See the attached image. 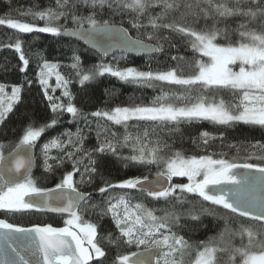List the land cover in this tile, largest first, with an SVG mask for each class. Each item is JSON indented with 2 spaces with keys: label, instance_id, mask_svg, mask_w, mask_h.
Segmentation results:
<instances>
[{
  "label": "snow or ice",
  "instance_id": "snow-or-ice-1",
  "mask_svg": "<svg viewBox=\"0 0 264 264\" xmlns=\"http://www.w3.org/2000/svg\"><path fill=\"white\" fill-rule=\"evenodd\" d=\"M81 5L91 9L88 15L78 12ZM105 8L109 10L107 17L103 15ZM156 8L161 11L152 15L151 10ZM171 13L179 15L168 20ZM25 15L38 17L46 21L45 25L37 27L7 16L0 18V26L25 34L39 32L56 37L75 36L93 48H100L101 62L87 69L78 54L71 57L72 63L68 67L74 71L81 86L108 74L123 82L148 87H153L154 81L166 82L182 86L184 91L173 92L171 97L169 92H164L155 97L150 106H117L111 111L84 113L73 103L75 97L69 87L73 82L71 77L62 75L57 71L60 67L58 64L50 63L37 53V80L54 116L50 122L39 127L29 124L22 129V138L9 153L13 158L11 167L5 168L4 161L8 157L3 152L5 145L0 143V210L13 214L24 210L62 216L66 214L67 219L63 227L51 224L23 227L7 219H0V264H131L128 255L118 253L114 259H110L101 242L103 239L116 248L126 245L143 247L145 252L160 250L153 260H140L139 264H264V193L257 192L258 188L264 189V154L245 157V161L253 158L260 161L253 164L222 157L214 159L213 155L216 154L188 157L180 151L166 154L165 149L170 146L158 135L155 141L145 142L150 134L148 127H151L153 134L157 127L161 130L167 128L171 133L179 131L181 122L194 119L209 120L229 127L242 122L264 128V0H56L54 9L50 7L47 11L37 13L29 10ZM115 15L122 17L119 26L112 19ZM124 16L129 17L127 22L138 33L141 29L145 31V39L130 35L128 29L122 26ZM189 16H203L205 19L212 17L214 22H219L217 18H244L235 30L241 42L238 46H233L231 41L223 45L217 43L222 34L227 41V29H218L214 23L211 28L197 30L188 22ZM145 17L147 24L144 23ZM62 18L70 19L76 27L68 29L54 23ZM162 29L184 38L193 57L190 60L180 56L171 57L172 60L183 61V64L167 71H140L135 67L121 69L117 66L118 58L115 54L113 61L116 63L104 61L103 58L109 56L114 46L119 47L120 58L130 52H163L170 37L161 35ZM102 35L116 39L118 43L98 46L97 38ZM145 40L156 43H146ZM7 46L18 53L22 61L20 71L25 72L30 59L21 40L16 38L14 44ZM53 76L55 87L50 84ZM26 83L31 85L30 80ZM7 87L0 83V125L4 124L8 114L21 102L25 85H11L10 93L6 91ZM56 89L61 90V96L54 95ZM207 89L230 90L233 95L238 93L239 103L226 104L224 100L217 103L214 98L210 100L205 95ZM172 98L182 101V106L171 102ZM166 100L170 102L163 103ZM65 112L71 116L70 123H78L82 118L89 131L93 130L90 118H96L97 146L93 149L84 147L87 137L80 128H77L75 134L65 132L64 135L68 137L66 142L59 138L45 142L41 151L46 172L53 170V165L49 164L50 159L57 161L56 166L69 162L72 168L61 176L54 188L37 186L31 175V150L46 130L57 125L58 117ZM104 120L125 128L122 146L128 147L129 141H132L134 154L121 158L141 166H155V183L149 181L147 176H132L117 183L100 176L98 156L108 153L115 155L118 152L117 145L109 138H115L116 133L110 132L102 123ZM130 121L136 124L130 125ZM140 122L151 123L142 126ZM129 127H143L144 130L133 136L127 132ZM201 137L204 144L208 143L209 138H216L207 131L202 132ZM220 139L223 140L222 135ZM150 144L153 146L150 147ZM53 147L63 155L51 157L49 152ZM257 147L264 149V143ZM25 148L30 153L27 157L19 155ZM237 169L248 170L249 175L238 176L235 172ZM21 170L28 171V175L18 179ZM77 173L78 181L74 179ZM98 176L101 184L95 191L101 197L100 204L92 203L93 194L81 191L79 187L93 184ZM174 177H186L188 182L172 183ZM220 185H236L237 190H222L218 187ZM113 189L136 190L153 200L164 201L166 207L160 210L163 215H157L155 207L150 208L144 203H135L130 207L131 194L115 195L111 191ZM185 194H193L202 198V202H210L240 217L260 222V227L257 229L241 225L235 232L226 227L218 237L199 244L190 243L174 229L179 227L182 217L199 220L209 210L202 202L189 199ZM85 205L91 209L99 208L101 217L109 216L115 232L97 239L99 223L85 220L81 211ZM224 219L227 222V217ZM233 236L240 237L239 246L232 242ZM142 254L134 252L132 256Z\"/></svg>",
  "mask_w": 264,
  "mask_h": 264
},
{
  "label": "trees",
  "instance_id": "trees-1",
  "mask_svg": "<svg viewBox=\"0 0 264 264\" xmlns=\"http://www.w3.org/2000/svg\"><path fill=\"white\" fill-rule=\"evenodd\" d=\"M56 7V0H0V18L10 16L20 22L32 23L37 27L45 25L44 20H40L38 17L33 18L32 15H25L31 10L32 13L41 11H47L49 8ZM78 12L88 15L91 11L90 8L85 6H79ZM161 9L156 8L151 10L152 15H156ZM103 15L107 17L109 10L104 9ZM179 13H171L168 20L172 19V16H178ZM112 19L120 25L122 17L115 15ZM128 16H124L123 27L127 28L130 34L134 38L145 39V31L143 29L138 31L131 27L127 22ZM244 19L242 17H229L227 19L217 18L219 22H214L212 17L205 19L203 16L193 18L188 17V22L192 24L197 30L205 27L211 28L215 23V27L221 30L227 29V41L224 35L218 37L217 43L225 44L231 41L233 46H238L241 42V37L238 31L239 22ZM147 17L144 18V23L147 24ZM57 25H64L68 29L76 27L71 20L60 19L54 22ZM250 27H253L250 25ZM151 31V29H148ZM161 35L169 36L170 40L165 43L164 51L159 52L156 55L150 57L135 58L125 55L123 58L121 54H116L118 58L117 66L121 69L125 67H135L140 71H167L175 69L178 65H182L183 61L172 60L173 56H180L186 59L193 57V52L188 48L184 42V38L176 33H171L168 30H161ZM19 38L22 42V47L28 54L30 64L25 72L20 71L22 61L19 60L18 53L15 52L14 48L8 47V44H14L15 39ZM147 43H156V41H147ZM174 45V46H169ZM43 56L50 63H56L60 67L57 69L62 75L69 76L73 82L69 85L75 99L73 103L82 110L84 113H90L95 110L111 111L117 106H137L144 105L150 106L151 101L169 92V96H172L173 92L183 93L184 88L178 85H170L166 82L154 81L153 87L143 86L138 83L123 82L116 77H112L108 74L103 77H97L94 81L86 83L84 86L79 85L78 77L75 76L74 71L68 67L71 63V57L73 54H78L82 58V64L87 69L93 65L101 62V56L94 52L86 49L83 45L65 37H56L46 33H19L18 30L9 29L6 26H0V83H4L9 86L11 85L24 84V90L22 92V99L19 104L14 107L12 113L8 114L7 119L3 125H0V143L5 145L3 149L4 155L10 153L15 144L19 143L22 138V129L32 124L35 127H39L44 123H48L53 118L54 114L51 112L48 101L43 95L41 86L37 80L36 63L39 59L37 55ZM198 55V54H197ZM105 62L116 63L112 57L103 58ZM205 59V58H204ZM206 60V59H205ZM30 80L31 85L28 86L26 81ZM50 84L55 87V76L50 80ZM199 87V86H196ZM195 94V93H194ZM205 95L210 100L214 98L215 102L224 100L228 103H239V94L233 95L230 90H216L207 89ZM67 98H65V101ZM166 100L163 103H168ZM171 102L176 103L178 106H182V101H177L172 98ZM208 102V101H206ZM92 120L93 130L89 131L85 127V122L81 118L78 123H70L71 116L68 113H63L58 117V123L56 126L46 130L44 134L36 143V158L37 168L33 174V179L36 181L37 186L45 188H54L55 185L60 181L61 176L70 171L72 166L71 163L65 162L62 166H56L57 161L54 159L49 160V164L53 165L51 172H46L44 169V159L42 155V145L51 139L59 138L61 141L66 142L68 137L64 135L65 132H71L75 134L77 128L83 130V135L87 137L84 141V147L93 149L97 146V139L95 133V121L96 118H90ZM106 125L110 132L116 133V137L110 139L117 145L118 152L113 155L111 153L101 154L98 156V167L100 176L111 180L113 183L120 182L132 176H147L148 179L156 177L157 168L155 166H141L132 161L122 159L121 157H128L133 155L131 148L132 141H129V146L124 147L123 135L125 134V128L121 125H115L110 121H102ZM146 123L151 122H140L143 126ZM130 125L136 124L135 121H130ZM171 127V125H169ZM144 130L137 129L136 127H129L127 132L135 136L138 132ZM149 136L148 140L155 141L157 135L162 138L170 147L165 149L166 154H171L174 151L182 152L185 157L191 155H203V154H216L213 158H226L230 161L236 162H250L253 164L260 163L259 160L253 158L245 161V157L250 154L256 156L264 154V149L257 147L258 144L264 143V128L260 126L246 125L241 122H236L234 126H223L214 124L209 120L194 119L191 122H181L179 124V131L168 132L167 128L161 130L157 127L155 134H153L151 127H148ZM209 132L215 139L209 138L208 143H203L201 137L202 132ZM221 135L223 140L220 139ZM153 146L152 144L149 145ZM71 148V145H69ZM51 157H58L63 155L57 148H51L49 152ZM100 176L95 179V182L91 185L83 184L79 185L81 191L91 192L93 194L92 203H101L100 195L95 191L96 187L101 184ZM75 180H79V173L74 177ZM185 178L175 177L173 183H187ZM115 195H121L130 193V207L135 203H144L148 207H155L157 209V215H163V211L166 207L164 201H156L151 197H147L146 194L137 193L135 190H122L113 189L111 190ZM189 199L202 202L201 199L194 196L193 194H185ZM203 206L208 208L209 212L204 213L200 216L199 220H191L189 218H181L179 227L174 229L179 235H183L190 243L199 244L200 242H206L210 238L218 237L224 229L230 228L233 232L238 231L241 225L245 227L259 228L260 223L255 221L247 220L238 217L228 211L219 208L215 205L202 202ZM87 209V210H85ZM82 213L85 220L89 222L99 223L97 239L101 237H107L110 233L115 232V226L112 223L109 216L100 215V209H91L87 205L82 207ZM224 217H227V222ZM0 219H7L9 222L17 224L23 227H32L35 225L51 224L56 227H63L64 220L67 217L58 214L46 213L36 210H24L17 213H9L6 210H0ZM232 242L239 246L241 241L239 236L231 237ZM245 237V242H246ZM107 249V255L110 259H114L119 253L122 255L132 256L134 252L144 251L143 247L137 248L135 246L121 245L119 248L108 245L107 240L101 241ZM178 257L179 254L177 253ZM187 260L188 257H185Z\"/></svg>",
  "mask_w": 264,
  "mask_h": 264
},
{
  "label": "water",
  "instance_id": "water-1",
  "mask_svg": "<svg viewBox=\"0 0 264 264\" xmlns=\"http://www.w3.org/2000/svg\"><path fill=\"white\" fill-rule=\"evenodd\" d=\"M119 26V25H118ZM130 33V32H129ZM131 35V34H130ZM61 37H65V38H68L70 40H73L75 42H78L80 43L81 45H83L86 49L94 52L95 54L100 55V48L97 47V48H93L91 44L89 43H86L84 40L80 39L79 37H75V36H61ZM97 45L98 46H107L109 44H113V45H116L118 43V41L116 39H109L107 36H99L97 38V41H96ZM147 43V42H146ZM113 54H121V51L119 49V47H116L114 46L111 51H110V54L108 57H112ZM158 53H151V54H147V53H135V52H130V53H127L126 55L128 56H131V57H135V58H141V57H150V56H153V55H156ZM29 150L27 148L25 149H22L21 152L19 153V155H22V156H25L27 157L29 155ZM31 155H32V166H31V175L33 177V174L34 172L36 171V168H37V158H36V148L32 149L31 150ZM6 157H8V159H6L4 161V164H5V168L7 167H11L13 165V158L11 156H9V153L5 155ZM236 174L238 176H245V175H249V172L248 170H245V169H237L235 170ZM28 175V171L26 170H21V172L18 174V179H22L24 177H26ZM252 175H259L258 173H252ZM149 181H152L153 183L156 182V177L154 178H151V179H148ZM173 183V181H172ZM220 189L222 190H226V191H236L237 190V186L236 185H220L218 186ZM136 191V190H135ZM257 192L258 193H264V189H257ZM25 199H28L27 197ZM202 200V198H199ZM208 204H210V202H206ZM219 208H222L221 206H217ZM223 209V208H222ZM225 210V209H224ZM228 211V210H226ZM229 212V211H228ZM46 213H50V212H46ZM231 213V212H229ZM52 214H55V213H52ZM233 214V213H231ZM60 215V214H58ZM236 216H238L237 214H234ZM64 217H67L66 214L63 215ZM240 217V216H238ZM241 218H244V219H247V220H251L247 217H241ZM252 221V220H251ZM257 222V221H255ZM257 223H260V222H257ZM160 250H154L153 252H145V251H141V252H138V253H143L142 255H139V256H131L130 259H131V264H139V261L140 260H153L154 259V256L159 252Z\"/></svg>",
  "mask_w": 264,
  "mask_h": 264
},
{
  "label": "rangeland",
  "instance_id": "rangeland-1",
  "mask_svg": "<svg viewBox=\"0 0 264 264\" xmlns=\"http://www.w3.org/2000/svg\"><path fill=\"white\" fill-rule=\"evenodd\" d=\"M205 59L207 60L206 57H205ZM233 67H235V66H233ZM6 91H8V92L10 93L11 89L6 88ZM54 95L57 96V97L61 96V90H60V89H56ZM241 123H242V122H241ZM174 178H175V177H174ZM174 178H173V179H174ZM180 178H185V179L187 180L186 177H180Z\"/></svg>",
  "mask_w": 264,
  "mask_h": 264
}]
</instances>
